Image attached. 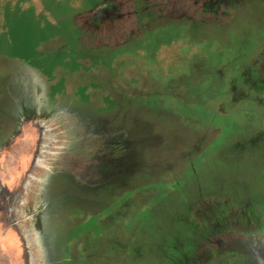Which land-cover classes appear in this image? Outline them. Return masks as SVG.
I'll return each instance as SVG.
<instances>
[{
    "label": "rangeland",
    "instance_id": "rangeland-1",
    "mask_svg": "<svg viewBox=\"0 0 264 264\" xmlns=\"http://www.w3.org/2000/svg\"><path fill=\"white\" fill-rule=\"evenodd\" d=\"M199 1L0 0V264H264V0Z\"/></svg>",
    "mask_w": 264,
    "mask_h": 264
},
{
    "label": "crops",
    "instance_id": "crops-1",
    "mask_svg": "<svg viewBox=\"0 0 264 264\" xmlns=\"http://www.w3.org/2000/svg\"><path fill=\"white\" fill-rule=\"evenodd\" d=\"M248 0H200L199 3V12L201 13V18L207 17L211 21H220L224 23L222 20H230L235 17L239 12H241L246 5V2ZM257 1V0H256ZM212 5L214 8L213 13H209L211 11H208L207 6ZM207 14V15H205ZM196 16L199 17V14L196 13ZM1 149V148H0ZM0 190H7L5 188H0ZM10 191V190H8ZM11 192V191H10ZM11 194V193H9ZM3 205H0V213H4L5 215H10L13 212L12 205L5 206L4 209ZM12 230V229H9ZM15 231H17L15 229ZM8 230L7 232H4L2 228L0 227V260L1 259H12L13 257L15 259H18V253H19V247L18 242L15 241L18 240L17 234L11 235ZM18 233V232H17ZM38 241H41V239H38ZM187 264V263H185Z\"/></svg>",
    "mask_w": 264,
    "mask_h": 264
},
{
    "label": "flooded vegetation",
    "instance_id": "flooded-vegetation-1",
    "mask_svg": "<svg viewBox=\"0 0 264 264\" xmlns=\"http://www.w3.org/2000/svg\"><path fill=\"white\" fill-rule=\"evenodd\" d=\"M263 84H261L260 86H256L255 87V90H257V91H259V92H262V91H264V82H262ZM1 133H5V131H3V130H1ZM4 140V139H3ZM2 140V141H3Z\"/></svg>",
    "mask_w": 264,
    "mask_h": 264
},
{
    "label": "trees",
    "instance_id": "trees-1",
    "mask_svg": "<svg viewBox=\"0 0 264 264\" xmlns=\"http://www.w3.org/2000/svg\"><path fill=\"white\" fill-rule=\"evenodd\" d=\"M261 112V114H264V111H262V110H260ZM259 116H261V115H259ZM261 120H264V115L263 116H261ZM263 130H264V128H263Z\"/></svg>",
    "mask_w": 264,
    "mask_h": 264
}]
</instances>
